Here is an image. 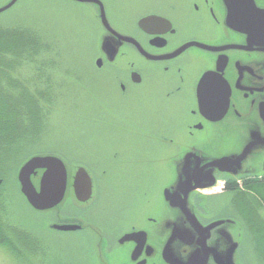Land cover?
I'll return each instance as SVG.
<instances>
[{"label": "flooded vegetation", "instance_id": "flooded-vegetation-1", "mask_svg": "<svg viewBox=\"0 0 264 264\" xmlns=\"http://www.w3.org/2000/svg\"><path fill=\"white\" fill-rule=\"evenodd\" d=\"M56 2L61 18H70L68 25L75 28L70 32L88 35V46L95 51L96 57L85 62L89 63L90 71L102 72V75L98 94L90 97L86 118L92 136L102 134L103 138L97 139L102 144L93 147L86 159L78 156H83L79 155V150L87 147V140L77 139L76 135L75 139H70V148L44 154L59 157L66 164L68 178L64 200L46 213L45 225L57 235H71L69 238L75 240L79 254L82 253L80 264H169L168 249L164 252V247H156L158 233L148 225V218L143 221L139 211L151 210L152 206L160 204L159 195L155 196L158 191L163 193L164 204H169V200L173 206L185 200L186 191L179 190L175 195L173 189L163 192L162 184L144 175L143 169L148 165H144L143 159L157 160L159 170L155 173L166 179L172 174L168 170L175 162V148L182 147L180 152L186 158L182 160L181 172L186 177L188 157L189 163H194L190 152L204 160L205 154L211 151L206 146L212 147L220 138V141L229 140V131L243 132L246 146L254 140L251 138L264 137V25L259 34H249L248 28L246 32L231 28L228 17L233 8L229 0ZM250 2L264 13V0ZM239 7L243 9L245 4ZM102 17L109 29L103 26ZM148 18L151 21H147ZM114 34L121 40L112 37ZM106 38L119 47L114 60L100 55L102 41ZM223 64L222 75L229 86V107L224 118L212 123L199 111L197 85L203 74L216 72ZM213 98L216 100L211 104H216L218 98L215 95ZM74 102L72 110L77 114L78 103ZM149 145L152 155L143 156ZM224 153L225 157H231L230 153ZM80 169L85 171L92 185L90 199L86 202L75 197L72 186ZM225 170L222 166L214 169L213 175L220 181L208 196H200L207 192L193 194L191 205L195 216L204 228L222 220L237 221L242 228V242L236 252L238 264H264V247L260 251L259 244L254 243L256 237L250 236L252 227L256 232L264 231V216L257 210L264 209V204L244 184L237 186L240 181L262 179L264 174L234 180L224 175ZM41 175L42 171H38L33 178L36 188ZM107 180L112 183L110 188L105 183ZM230 183L234 190L228 189ZM220 188L223 191L219 193ZM109 192L121 195L115 194L119 198L112 197L103 207ZM226 194L233 196L228 208H218V203L211 202L214 196ZM248 197L256 200V207L245 202L244 198ZM143 201L150 206L143 208ZM129 209L133 213L128 216ZM56 225L79 229L53 231L52 226ZM222 227L217 225L209 232L202 231L204 239L210 237L207 244L217 240L216 232ZM140 231L146 233V243L136 253L137 243L133 238L120 244L125 236ZM29 237L32 236L29 234ZM33 238L39 243L38 256L42 263L60 261L55 256L57 245L53 242L50 246L44 245L42 237ZM147 246L151 250L146 251ZM189 252H183L184 259ZM190 256L200 258L201 255L192 253Z\"/></svg>", "mask_w": 264, "mask_h": 264}, {"label": "water", "instance_id": "water-1", "mask_svg": "<svg viewBox=\"0 0 264 264\" xmlns=\"http://www.w3.org/2000/svg\"><path fill=\"white\" fill-rule=\"evenodd\" d=\"M19 0H9L4 6L0 7V14L5 13L16 5ZM85 1V0H77ZM253 3V2H252ZM250 0H229V6L233 8L228 17V24L231 28L238 31H245L248 28L249 34H259L264 25V13L259 12L254 3ZM241 4H245V8H240ZM254 7V9H253ZM151 21V18L146 19ZM103 26L108 27L104 17H102ZM115 35V34H114ZM88 36V35H87ZM92 38V36H89ZM121 40L120 36L115 35ZM186 48V47H185ZM119 53V47L111 43L109 39L102 41L100 49L101 57L114 60ZM224 64L218 68L216 72H207L203 74L198 81L196 99L201 115L208 121L215 123L220 121L226 115L229 107V86L223 78L222 72ZM216 96V99L213 96ZM259 135V134H258ZM229 140L213 142L212 147H207L211 151L205 154L204 160L195 155L192 151L189 153L194 163H189V157L186 162V177L182 174L183 159L185 154L180 152L182 147L175 148V162L169 166L168 171L172 174L165 179L163 176L156 174L159 170L157 160L147 161L143 159L144 165L147 163L148 168L143 169L145 176L151 177L158 184L164 186L163 192L167 193L173 189L174 195L179 193V190H185V200L181 203L176 202L173 206L169 200L166 203L163 200V193L158 191L155 196H158L160 204L152 206L150 214L148 210H140L139 214L143 221L148 218V225L153 229L154 233H158L156 238V247L165 249L169 253V258L166 260L169 264H238L237 257L238 245L242 242V228L235 220H222L217 224H212L204 228L195 216V210L191 205L193 194L199 192H209L218 186L220 180H217L214 175V169L224 167V175L227 178L239 180L246 175L261 177L264 174V137L259 135L251 138L253 141L246 146L243 132L229 131L227 134ZM213 140H215L213 138ZM216 141V140H215ZM221 144L224 146L221 148ZM147 148L143 156H150ZM230 153L231 157H225V153ZM189 156V155H188ZM153 167V169H152ZM174 169V173H173ZM42 171L39 180L38 188L33 183V178L37 176V172ZM206 175V176H205ZM17 185L19 192L34 212L38 214L47 213L50 210L57 208L64 200L68 178L66 164L57 156L54 155H35L28 158L19 168L17 172ZM73 191L75 197L80 202H86L90 199L92 185L89 177L84 170L80 169L73 179ZM161 189V190H162ZM165 197V195H164ZM163 203H162V202ZM150 205L147 201H143L142 207L148 208ZM173 209V211H172ZM170 211L173 213L170 215ZM150 221H155L150 222ZM223 226L218 229V238L216 241H210L202 237L203 232H209L215 227ZM53 231L71 232L79 229L77 226H52ZM183 230L186 236L183 235ZM132 238L137 243L135 253L140 250L146 243V233L140 231L122 238L120 244L125 241H130ZM198 238V240H197ZM197 240V241H196ZM150 246L146 247L149 251ZM190 251L185 259L183 252ZM201 255L190 256L191 254ZM136 257H133V260Z\"/></svg>", "mask_w": 264, "mask_h": 264}, {"label": "rangeland", "instance_id": "rangeland-1", "mask_svg": "<svg viewBox=\"0 0 264 264\" xmlns=\"http://www.w3.org/2000/svg\"><path fill=\"white\" fill-rule=\"evenodd\" d=\"M8 1L9 0H0V7L4 6ZM69 20L70 18L68 17L61 18L58 13L56 0H19L14 7L0 14V26H13L16 24H25L30 28L31 26H35V31H39L38 36L42 40L40 43L51 42L57 45V48L53 46L52 49L57 51L60 49L59 51H61L59 55L61 63L55 61L59 59H54V56H48L46 58H50L49 62L52 64L60 63L59 68L63 67L62 75L57 76V84L54 83L53 85L55 87L52 92L54 98L52 100L49 99L51 106L45 104L46 108H49L50 111L48 116L46 115L47 119L45 117L43 121V131H36V135L29 134L27 136L35 137L34 142L29 145H27L28 141L26 142L27 144L24 143L26 144L23 146V150L25 151L18 161L24 159L26 155L33 153H38L40 155L50 151H60L70 145V139L75 135L77 139L87 140V147H80L81 149L79 150V155L83 156L78 157L83 159H86L87 156L90 155L88 152H92L93 147L102 144V142L97 141V139H102L103 135L92 136V131L89 130L88 120L86 118L90 97H92L93 94H98L97 87L100 85L101 77L99 78V76L102 75V72L96 74L90 71L91 67L89 63L85 61L94 59L96 57L95 51L89 48L90 45L88 46V43L90 41H88L87 35L79 36L74 32H70L75 28L68 25ZM21 71L24 74L26 68L24 67ZM76 101L78 103V109L77 114H74L72 103H76ZM101 107L105 108L106 105H102ZM76 137H74V139ZM35 139H38L40 142H38V144L35 143ZM34 143L36 144L35 146ZM146 151L151 153L152 146L149 145ZM12 167L13 163L10 162L8 167L5 166L0 170V174L1 172H5L0 175V216L4 218L1 217L3 223H5V221L11 222L23 230H30L29 233L33 237H42L45 240V243H43L44 245L48 244L50 246L51 242L57 245L58 251L55 256L60 260L57 264H80L82 253H80V256V249L77 247L75 240L69 238V236H71L70 234L57 235L47 229L44 222L46 213L38 214L29 208L19 192V188L15 181L17 178L16 170ZM112 180L114 184H117L115 178ZM245 182L252 184V188L249 191L256 199L261 200L264 204V178L252 181H240L236 184L239 186L238 188H240ZM105 183L109 188L111 187L112 183L110 181L107 180ZM117 188L120 189L118 184ZM222 191L223 189L220 188L219 193ZM115 194L121 195V193L114 192H109L105 195V204H103V207L107 205L112 197L115 199L119 198V196H114ZM209 194V192L200 193V196H208ZM232 200L233 196L230 197L226 194L214 196L213 200L210 201L214 202V204L218 203V208L224 206L223 208L226 209ZM244 200L248 202L250 206L256 207V200L252 197H248L247 200L244 198ZM112 208L114 209L113 206ZM129 210L130 211L127 212L128 216L133 213L131 209ZM257 210L264 216L263 208ZM147 213L150 214V210H148ZM98 217H100V215H98ZM259 231L261 236H263L264 231ZM262 247H264V244ZM38 251H40V249H38ZM20 263L6 248L0 246V264ZM41 264H44V262Z\"/></svg>", "mask_w": 264, "mask_h": 264}, {"label": "trees", "instance_id": "trees-1", "mask_svg": "<svg viewBox=\"0 0 264 264\" xmlns=\"http://www.w3.org/2000/svg\"><path fill=\"white\" fill-rule=\"evenodd\" d=\"M34 27L30 28L25 24L0 26V170L12 162L16 175L28 158L39 155L29 154L18 161L25 151L23 146L34 142L35 137L27 136L43 131V121L50 111L45 104L51 106L49 99L54 98L53 85L57 84V76L62 75L63 70V67L59 68L60 63L52 64L49 62L50 58H46L54 56V59H59L55 61H61L60 49H52L53 46L57 48V45L51 42L40 43L42 40L38 36L39 31L36 32ZM24 67L26 71L23 74L21 70ZM38 142L40 141L35 139V143ZM3 173L5 172H1ZM15 181L17 183V179ZM244 187L250 190L252 184L245 182ZM228 189L234 190L231 183ZM1 217L0 246L6 248L19 263L41 264L42 260L38 256L39 243L29 233L30 230H23L11 222L3 223ZM250 232V236L256 237L254 243L259 244L261 251L264 234L261 236L254 227Z\"/></svg>", "mask_w": 264, "mask_h": 264}]
</instances>
